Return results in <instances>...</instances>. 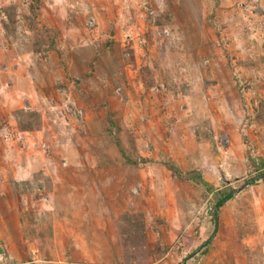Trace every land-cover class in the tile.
Wrapping results in <instances>:
<instances>
[{"label":"rangeland","instance_id":"1","mask_svg":"<svg viewBox=\"0 0 264 264\" xmlns=\"http://www.w3.org/2000/svg\"><path fill=\"white\" fill-rule=\"evenodd\" d=\"M262 171L264 0H0V264H264Z\"/></svg>","mask_w":264,"mask_h":264},{"label":"trees","instance_id":"2","mask_svg":"<svg viewBox=\"0 0 264 264\" xmlns=\"http://www.w3.org/2000/svg\"><path fill=\"white\" fill-rule=\"evenodd\" d=\"M261 178H264V171L259 172L258 174H256L255 176L251 177L250 179H248L246 182H254L255 180H259ZM232 197V193H227L225 195H223L221 198H219L217 200V202L215 203V210L218 209L222 204H224L228 199H230ZM214 218L216 221V213L214 212ZM215 228H216V223H215ZM210 240V237L208 239H206V243H208Z\"/></svg>","mask_w":264,"mask_h":264}]
</instances>
